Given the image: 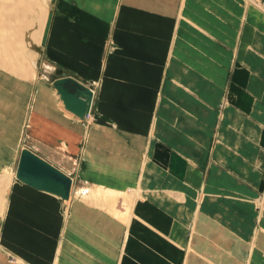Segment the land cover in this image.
<instances>
[{"label": "crops", "instance_id": "0c3cea01", "mask_svg": "<svg viewBox=\"0 0 264 264\" xmlns=\"http://www.w3.org/2000/svg\"><path fill=\"white\" fill-rule=\"evenodd\" d=\"M187 7L53 1L46 61L100 86L81 120L49 83L54 72L38 81V70L25 146L76 184L130 192L123 220L89 198L65 219L57 195L10 180L0 244L25 264H247L250 240L264 250V209L252 237L246 198L264 194V0L243 4L241 16L228 3L208 32L186 22ZM6 148L0 141L2 161ZM196 188L207 193L199 202Z\"/></svg>", "mask_w": 264, "mask_h": 264}, {"label": "rangeland", "instance_id": "374dc122", "mask_svg": "<svg viewBox=\"0 0 264 264\" xmlns=\"http://www.w3.org/2000/svg\"><path fill=\"white\" fill-rule=\"evenodd\" d=\"M53 1L54 0H0L1 86L5 77L9 79L4 88L5 97L7 99L6 108L3 109L5 106H0V141H3L6 147L11 151L8 160L2 161L0 156V225L2 223L5 199L7 196L6 186H8L10 180H17L14 172L18 159V152L20 150L19 148L25 146V141L28 140L25 128L31 109L32 87L37 71L39 70L37 75L38 81L50 78L54 72L52 70L53 68H51V63L46 61L43 52ZM261 1L262 0H187L186 22L191 23L192 27H196L197 23V27H202L205 32H208L213 26L220 25L218 22V13L220 11L223 13L222 11L228 3H234L236 11L238 9L241 16L242 12L240 11L243 4L246 5L249 3L255 5V3ZM224 14L226 15L225 10ZM235 14L237 13L235 12ZM184 17L185 13H181L178 16L180 19ZM202 23L204 25H201ZM208 34L210 35V33ZM109 39L110 36L107 35L105 43L108 49H112L114 45L112 42L110 45L108 44ZM42 72L44 73V77L41 74ZM91 83L93 92L94 90L97 92L100 86V78L97 77L92 79ZM223 97L224 93L222 92L221 99L222 102L225 103V97ZM1 99L0 92V100ZM2 102H0V104ZM221 104L219 108H221ZM71 179L73 180L72 177ZM78 185L79 184L73 181L67 198H61L54 193L61 199L60 213L65 219L68 216L69 205L75 200L82 201L85 198H89V201H94L97 205L100 204L105 206L109 212L111 211V215L114 217L116 216L122 220L126 218V195H128L130 189L125 187L109 188L103 186H95L94 188L88 189L85 185ZM206 194L203 188H196L194 190V199L199 202ZM246 198L250 201V205L254 209L256 216V219H254V221L252 220V229L250 231L253 237L259 229V220L257 217L260 211L264 209V194L263 192H257L254 197ZM191 232V224H188L187 239L191 237ZM191 245L192 244L189 242L185 244L187 251H193ZM254 253L257 259H260L261 263H264V250L258 252L256 250V245L250 240L249 259L246 261L247 264H254V260L251 258ZM202 254L204 258L206 253ZM0 264L25 263L8 252L0 244Z\"/></svg>", "mask_w": 264, "mask_h": 264}, {"label": "water", "instance_id": "95a60500", "mask_svg": "<svg viewBox=\"0 0 264 264\" xmlns=\"http://www.w3.org/2000/svg\"><path fill=\"white\" fill-rule=\"evenodd\" d=\"M57 73L58 70L54 72L50 84L63 107L84 120L90 110L92 88L71 74ZM14 173L17 179L34 188L55 193L61 198L68 197L71 176L27 146H22L19 150Z\"/></svg>", "mask_w": 264, "mask_h": 264}, {"label": "bare ground", "instance_id": "6f19581e", "mask_svg": "<svg viewBox=\"0 0 264 264\" xmlns=\"http://www.w3.org/2000/svg\"><path fill=\"white\" fill-rule=\"evenodd\" d=\"M92 91H93V90H92ZM93 95H94V92H93ZM89 111H90V110H89ZM72 184H73V180L71 179V185H70V188H71ZM70 188H69V192H70Z\"/></svg>", "mask_w": 264, "mask_h": 264}]
</instances>
